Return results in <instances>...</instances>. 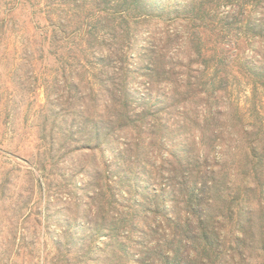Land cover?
<instances>
[{"label":"rangeland","instance_id":"obj_1","mask_svg":"<svg viewBox=\"0 0 264 264\" xmlns=\"http://www.w3.org/2000/svg\"><path fill=\"white\" fill-rule=\"evenodd\" d=\"M195 1L0 0V264H137L165 221L148 194L195 131L203 151L219 132L239 180L243 128L264 118L263 11L222 0L194 23Z\"/></svg>","mask_w":264,"mask_h":264},{"label":"trees","instance_id":"obj_2","mask_svg":"<svg viewBox=\"0 0 264 264\" xmlns=\"http://www.w3.org/2000/svg\"><path fill=\"white\" fill-rule=\"evenodd\" d=\"M121 1L119 0V6L123 5ZM221 1L196 0L195 3L186 2L184 7L195 13L194 16H188L194 23L213 21ZM224 1L245 7L250 0ZM132 3L142 7L138 15H150L147 0H132ZM253 3H256L259 12L263 11L259 29L264 34V0H253ZM161 5L163 7V3ZM176 9L181 11L180 8ZM101 11L111 14L105 8H101ZM96 15L97 19L102 18L101 14ZM205 25L210 27L209 24ZM115 49L108 47V51L113 53ZM193 51L204 55L210 49L206 50L197 44L193 45ZM183 74L179 80L174 81L179 95L188 103L202 90L194 88L192 76L186 72ZM199 117L196 119L202 120ZM198 131L199 135L196 131L194 133L195 145L191 151L182 156L176 155L179 167L171 169L167 164L171 177L165 178L163 183L159 182L160 188L157 191L153 188L148 194L152 197H149L150 200L157 201L158 208L148 207L144 215L148 217L147 215L156 212L164 217V227L161 225L152 229L162 237L145 245L144 256L134 258V262L264 264V118H261L254 132L245 126L243 128V144L234 160L239 180H232L229 173L225 172L230 165L224 154L218 155L217 139L221 137L219 132L216 129L210 131L209 149L203 151L200 147L197 150L196 145L200 142L202 144V138L208 135L203 129ZM142 232L147 233L144 230ZM155 255L160 257L158 261L154 260Z\"/></svg>","mask_w":264,"mask_h":264}]
</instances>
